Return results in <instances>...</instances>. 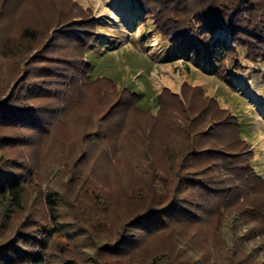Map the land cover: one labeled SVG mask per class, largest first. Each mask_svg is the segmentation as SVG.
Instances as JSON below:
<instances>
[{"label":"rangeland","instance_id":"obj_1","mask_svg":"<svg viewBox=\"0 0 264 264\" xmlns=\"http://www.w3.org/2000/svg\"><path fill=\"white\" fill-rule=\"evenodd\" d=\"M134 4V0H0V94H8L26 62L39 68L52 64L55 71H65L63 81L60 75L46 78L43 84L37 79L44 98L34 104L54 109L60 99L67 103L71 96L65 90L70 86L74 91L70 73L76 61L70 57V50L76 48L68 35L86 26L95 28L96 38L86 55L93 77L116 83L114 99L99 95L100 86L77 88L80 99L39 144L25 141L0 152L33 171L26 193L27 211L16 216L0 241L11 238L18 222L39 209L41 195L60 192L62 203L56 214L62 232L52 238L43 264H96L98 256L99 264L128 263L103 257L102 244L113 242L122 225L149 204L171 198L177 179L168 154L177 151L183 135L171 127L170 117L180 107L195 104V112L204 109L202 114L207 113L204 100L215 98L239 120L252 151L250 160L264 176V60L252 61L238 49V65L220 77L206 59L180 56L156 32L153 20L144 21L133 9ZM26 29L35 30L37 39L25 38ZM223 41L233 46L229 32L217 30L209 47ZM125 89L141 95L139 109L131 110L126 104L106 120L109 104ZM97 120L105 143L88 141V137L82 141L80 134ZM222 133L224 140L231 138L228 128ZM248 194L253 202L263 203L264 185ZM224 201L219 204L223 206ZM233 217L234 222L225 211L215 212L211 224L185 227L179 233L180 243L171 234L148 237L141 254L167 264H264V226L253 221L247 224L244 213ZM240 236L246 237L237 239Z\"/></svg>","mask_w":264,"mask_h":264},{"label":"trees","instance_id":"obj_2","mask_svg":"<svg viewBox=\"0 0 264 264\" xmlns=\"http://www.w3.org/2000/svg\"><path fill=\"white\" fill-rule=\"evenodd\" d=\"M134 2L133 9L143 16L144 21L152 19L156 32L171 42L180 56L206 59L215 65L214 73L220 77L228 73L229 67L238 65V49L246 52L247 58L252 61L264 60V0ZM94 30L92 26H86L74 35H68L70 44L76 48L70 50V57L78 62H73L74 68L70 73V85L75 87L74 91L70 86L69 90H65L71 96L67 103L60 99L54 109L47 105L36 107L34 104L44 98L37 79L43 84L46 78L60 75L63 81L65 71H55L52 64H43L39 68L36 66L38 64L26 62V68L8 94L1 91L6 96L0 94V152L27 144L25 141L29 142L27 145L37 141L39 144L51 127L59 123L62 114L80 99L75 92L77 88L84 90L100 86L96 90L100 92L99 95L104 93V97L116 98L113 91L116 83L94 78L93 66L86 60L88 49L96 38ZM217 30H227L233 46L223 41L211 49L209 41ZM200 31L205 33L198 34ZM24 35L25 38L37 39V32L33 29H26ZM22 76L24 78L18 82ZM140 97L137 92L123 90L118 100L109 104V117L106 120L111 119V113L116 108L126 104L131 110L139 109L137 103ZM204 103H207L204 108L208 109L209 116L205 112L202 114L204 109L195 112V104H190L191 108L180 107L176 115L170 117L174 125L171 127L180 130L183 135L177 151L168 154L174 166V178L177 179L171 198L166 196L160 203H151L127 220L113 242L102 244L103 257L124 260L127 264H167L157 260V257L146 258L141 254L143 241L148 237L171 234L180 243L179 233L185 227L193 229V226L211 224L215 212L221 210L232 215L233 222L236 219L234 214L244 213L247 224L255 222L264 226V202L258 204L248 196L249 190L264 185V176L250 160L252 151L243 138L241 124L236 116L222 109L215 98H207ZM114 116V120L118 121L119 117ZM99 123L100 120H97L90 130L85 129L80 139L83 141L91 135L92 139L87 138L88 141L99 140L104 144ZM225 127L231 137L229 140L223 139L222 130ZM242 154L248 155L247 158ZM78 161H75V165H78ZM29 168L22 161L0 156V237L9 231L19 213L27 211L26 193L32 180L29 175L33 173ZM221 201H224L223 206L219 204ZM59 203H62V198L58 191H49L40 196L39 209L31 210L18 222L11 238L0 241V264L45 262L52 238L62 232L63 224L56 214ZM215 225L220 226L218 221ZM101 260L98 256L94 262L99 264Z\"/></svg>","mask_w":264,"mask_h":264}]
</instances>
